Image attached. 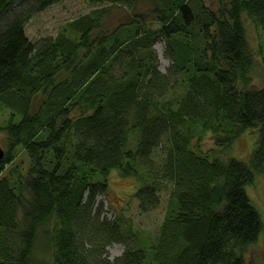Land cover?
I'll return each mask as SVG.
<instances>
[{
  "label": "trees",
  "instance_id": "1",
  "mask_svg": "<svg viewBox=\"0 0 264 264\" xmlns=\"http://www.w3.org/2000/svg\"><path fill=\"white\" fill-rule=\"evenodd\" d=\"M89 2L32 41L28 12L2 27L23 4L0 0V264H247L263 231L245 187L264 181V86L243 16L264 31V0ZM249 128L248 161L221 157ZM113 169L138 184L141 213L165 201L156 232L103 215ZM113 243L125 249L111 261Z\"/></svg>",
  "mask_w": 264,
  "mask_h": 264
},
{
  "label": "rangeland",
  "instance_id": "2",
  "mask_svg": "<svg viewBox=\"0 0 264 264\" xmlns=\"http://www.w3.org/2000/svg\"><path fill=\"white\" fill-rule=\"evenodd\" d=\"M95 7H98V5L89 2V0H62L49 6L44 11L39 12V14L33 16L32 18L30 17L26 24V34L33 41L43 36L54 35L63 22L75 18L82 13H86ZM211 7L216 9V2L213 1L211 3ZM20 11H23L24 13L28 12L24 5H15L12 13L7 14L3 19L2 27H4L13 17V13ZM120 14H124V12L121 11V13H118V15ZM244 24L252 53L254 54L255 58L258 59V61H256L257 64L255 63V66L253 67V73L251 74L252 80L254 83H256L255 85L257 87H262L264 85V67L261 62V56H258L257 48L263 43L264 39L260 37L258 30L253 24H251L250 21L244 20ZM164 41L160 40L158 43H156V45L153 46V49H155L158 57L159 68L162 72H165L168 64H170V60L164 55ZM6 113L7 111H3L1 116L3 115L4 118ZM251 132L253 134H251ZM5 139V133L0 130V145L4 149H7ZM239 139L244 140L241 141ZM205 140L203 143H201L202 148H211L213 144L210 141V137H207ZM237 140L239 141L236 142ZM256 140V130L249 128L236 139V143L234 142L235 144L233 143L235 149L233 148L234 151L232 154L225 153L224 155H220L221 157H225L226 155L228 157L247 162L250 153L256 144ZM242 143L247 145L244 146ZM26 155L27 153L25 150L24 152L19 150L18 158H22V160L25 162V165L27 164ZM107 183V194H102L97 197V202L103 204V215L108 219H113L117 211L122 212L126 217L130 218L131 222L137 227L143 229L144 231L156 232L164 216L165 201L162 200L161 204L157 208L151 209L145 213H141L138 209L137 201L132 197L130 199L129 195L130 191H135L138 185L134 178L123 177L120 175L118 169H113L107 174ZM245 190L249 199L259 211L260 217L263 221V231L260 234L258 240L247 248V264H264V181L261 179L256 180L250 183V185H247ZM124 248L125 246L122 243H113L107 246L106 250L108 258L112 260L115 257L121 255Z\"/></svg>",
  "mask_w": 264,
  "mask_h": 264
},
{
  "label": "bare ground",
  "instance_id": "3",
  "mask_svg": "<svg viewBox=\"0 0 264 264\" xmlns=\"http://www.w3.org/2000/svg\"><path fill=\"white\" fill-rule=\"evenodd\" d=\"M26 8H27V11H28V14H29V16L32 18L33 16H35V15H37V14H39L38 12H36L34 9H35V3L34 2H32L31 0H19ZM244 20H247V21H250L249 19H247L245 16H243V22H244ZM252 24V23H251ZM245 25V24H244ZM255 26V25H254ZM256 28V27H255ZM257 30H258V33H259V35H260V37H262L263 39H264V31H262L260 28H256ZM246 32V31H245ZM246 36H247V33H246ZM247 38V37H246ZM37 40V39H36ZM36 40H34V41H36ZM161 40H163V39H161ZM247 40H248V38H247ZM33 41V40H32ZM160 41V40H159ZM158 41V42H159ZM164 41V40H163ZM157 42V43H158ZM165 42V41H164ZM156 45V44H155ZM263 50L264 49H262L261 51H260V53H259V47L257 48V52H258V56H262V52H263ZM165 55V54H164ZM253 59H254V64H253V67L255 66V63L257 64V62L256 61H258V59H256L255 58V56H254V54H253ZM261 62H262V60H261ZM262 65V64H261ZM253 73V69L250 71V74H252ZM253 84H254V86H256L255 84L256 83H254L253 82ZM264 86V85H263ZM262 86V87H263ZM258 88H261V87H257L256 86V89H258ZM0 147H1V149L3 150V153H4V155H5V151H6V149H4L1 145H0ZM4 155H3V158H4ZM2 158V159H3ZM1 159V160H2ZM0 160V161H1ZM103 211H104V209H103ZM118 212V211H117ZM118 213H120V212H118ZM125 246V245H124ZM125 249V248H124ZM124 251V250H123ZM120 256V255H119ZM118 257V256H117ZM116 258V257H115ZM110 260V259H109ZM113 260V259H112ZM111 260V261H112Z\"/></svg>",
  "mask_w": 264,
  "mask_h": 264
},
{
  "label": "water",
  "instance_id": "4",
  "mask_svg": "<svg viewBox=\"0 0 264 264\" xmlns=\"http://www.w3.org/2000/svg\"><path fill=\"white\" fill-rule=\"evenodd\" d=\"M3 155H4L3 150L0 147V160L3 158Z\"/></svg>",
  "mask_w": 264,
  "mask_h": 264
}]
</instances>
